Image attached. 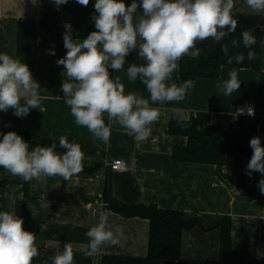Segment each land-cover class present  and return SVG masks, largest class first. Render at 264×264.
I'll return each instance as SVG.
<instances>
[{"label":"crops","instance_id":"1","mask_svg":"<svg viewBox=\"0 0 264 264\" xmlns=\"http://www.w3.org/2000/svg\"><path fill=\"white\" fill-rule=\"evenodd\" d=\"M130 5L132 0H124ZM138 4L140 0H137ZM95 0L88 6L77 0L57 7L54 0H0V54L15 58L16 37L21 22L32 20L39 31L36 66L32 73L40 85L39 93L43 112L31 109L26 117H17L13 109L0 111L1 128L28 129L34 141L52 139L59 142L64 136L70 143H77L84 153L83 169L69 181L60 176L42 177L30 181L29 195L23 188V179L13 176L0 167V178L8 180L3 198V211L25 219H36L46 224L48 230L36 234L39 255L32 264H52L51 257L62 252L66 244L74 252V264H177L172 261L153 260L148 257L149 222L143 218H125L108 211L110 223L122 226L124 239L121 245H104L91 257L88 237L85 233L98 223L101 206L98 194L102 193L107 205H155L165 210L182 211L186 218H197L201 225L183 232L181 256L188 260L216 262L219 258L220 230L217 223L225 216L231 219L233 251L243 263L264 259V201L249 200L253 184L264 179V174H247V165L253 154L250 140L261 139L264 146V12H254L246 0H234L233 18L237 20L234 33L220 43L211 38L197 42L202 49L199 57L216 58L221 63V73L216 79H197L181 102L153 104L160 111L159 120L153 123L151 135L145 141H137L116 121L104 119L111 127L107 143L97 139L87 128L78 126L64 102L62 84L66 71L57 60L66 56L63 35L65 25L72 26L73 40H83L97 29L94 17ZM141 15L138 8L136 16ZM250 30L256 37L252 50L256 59L249 61L242 43V32ZM239 41L234 52L245 54L242 64H228L221 50L222 43ZM55 50V55L50 50ZM139 49L126 57L124 68L117 71L109 68L112 78L119 76L125 86V94L149 97L146 86L139 79L132 82L126 70L135 63L144 64ZM180 64V61L178 62ZM180 67V66H179ZM178 70L171 82L181 84ZM235 70L240 79V88L225 97L217 91L216 84L228 79ZM21 105L25 101L21 100ZM250 103L256 115L234 118L239 105ZM186 120L195 114H206L212 126L205 131L227 142L224 172L230 178L225 183L211 164L186 163L173 160L176 146H185L187 138L168 133L169 124L177 121V110ZM63 154L61 152H57ZM125 161V171L113 172L106 164L113 160ZM96 209V217L91 210Z\"/></svg>","mask_w":264,"mask_h":264},{"label":"clouds","instance_id":"2","mask_svg":"<svg viewBox=\"0 0 264 264\" xmlns=\"http://www.w3.org/2000/svg\"><path fill=\"white\" fill-rule=\"evenodd\" d=\"M88 6L90 0H77ZM57 7L68 0H54ZM254 12H264V0H246ZM234 0H132L126 5L124 0H95L94 17L96 31L86 39L73 40L72 26L65 25L63 35L66 56L57 60L65 68L62 84L64 102L70 107L71 115L78 126L85 127L99 140L107 143L111 137V127L104 116L116 121L137 141H145L151 135V125L159 120L160 111L153 104L181 102L192 87V81L181 84L171 82L178 70L179 61L184 56L199 57L202 49L197 42L209 38L220 43L234 33L237 20L233 18ZM138 8L141 15L136 16ZM243 46L249 51L247 59L254 61L256 53L252 46L256 37L250 30L242 32ZM239 41L233 39L222 43L221 50L228 64L235 61L242 64L245 54L234 52L229 55V47L238 48ZM139 49V57L144 64H131L126 74L130 81H139L146 86L148 98L129 92L119 76L112 78L109 68L121 70L130 52ZM50 54L55 55L51 49ZM238 73L232 70L228 79L216 84L217 91L225 97L240 88ZM40 85L34 81L27 64L8 54H0V111L14 110L17 117H26L31 109H44L39 93ZM25 103L21 105V100ZM236 114H245L239 107ZM247 115L254 116V108L247 107ZM177 122L186 120L179 109ZM63 154L56 152L57 145L36 146L29 151V144L14 131H9L0 139V167L24 182L42 177L60 176L70 180L83 171L84 153L77 143H70L64 136L59 138ZM253 154L247 165V174H264V146L259 137L250 140ZM264 194V179L258 182ZM24 220L14 213L0 212V264H32L39 255L36 234L26 231ZM40 232L48 226L41 224ZM85 235L88 239L86 256H94L102 246L121 245L124 237L122 226L110 223L109 214L99 213L98 223ZM52 264H74V252L66 244L62 252L51 257Z\"/></svg>","mask_w":264,"mask_h":264},{"label":"trees","instance_id":"3","mask_svg":"<svg viewBox=\"0 0 264 264\" xmlns=\"http://www.w3.org/2000/svg\"><path fill=\"white\" fill-rule=\"evenodd\" d=\"M38 35L36 23L26 20L19 24L16 37L15 58L28 65L30 71L36 66ZM179 73L181 82L186 80L195 81L200 78L216 79L221 73V63L212 57H191L184 56L180 60ZM208 117L199 113L192 116L187 121L178 123L173 121L169 124L168 133L171 135L183 136L187 138L185 146H176L172 151V158L178 162L211 164L216 166L218 176L225 183L230 182L229 176L224 172L225 157L227 152V142L208 134ZM9 131H14L29 144V151L36 146L57 145L56 152L64 153L65 149L59 147V142L52 139L34 141L30 137L28 129L24 128H1L0 139ZM83 169L88 173L93 170ZM10 182L0 178V212H3V198L6 186ZM24 193L29 195V182L23 181ZM258 182L253 184L252 193L249 200L264 201V194L258 188ZM108 211L115 212L125 218H143L149 222L148 257L153 260L172 261L177 264H264V259L257 262L243 263L233 251L231 235V219L223 217L217 223L220 230L219 258L216 262L188 260L181 256V242L183 232L195 227H202L197 218H186L182 211L165 210L155 205H107ZM41 221L36 219H25L23 227L26 231L35 234L40 233ZM262 241L264 242V228L262 230Z\"/></svg>","mask_w":264,"mask_h":264},{"label":"built area","instance_id":"4","mask_svg":"<svg viewBox=\"0 0 264 264\" xmlns=\"http://www.w3.org/2000/svg\"><path fill=\"white\" fill-rule=\"evenodd\" d=\"M248 106H252V105L250 103H243V104L239 105L238 107H236V109L239 108V107H243L245 109V114L238 115V114H236V109H235L234 112H233V117L236 118V119L245 118V117H252V116H248L247 115V107ZM196 115L197 114H195L194 116H196ZM255 115H256V110L254 109V116ZM207 126H212V122L208 121L207 122ZM106 167H107V169H109L110 171H113V172L125 171L127 169V165H126L125 161L120 160V159L113 160L109 164H106ZM98 201H99V204L101 206V211L108 212L107 204L104 201V196H103L102 193L98 194ZM97 214H98V212H97L96 209H92L91 210V215L93 217H96Z\"/></svg>","mask_w":264,"mask_h":264}]
</instances>
